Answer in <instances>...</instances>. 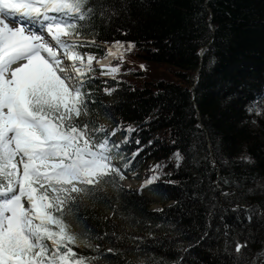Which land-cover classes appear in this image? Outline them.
I'll return each instance as SVG.
<instances>
[{
    "label": "trees",
    "instance_id": "trees-1",
    "mask_svg": "<svg viewBox=\"0 0 264 264\" xmlns=\"http://www.w3.org/2000/svg\"><path fill=\"white\" fill-rule=\"evenodd\" d=\"M90 2L95 42L80 49L111 50L118 72L91 82L85 120L133 127L163 172L141 195L109 183L84 201L66 219L102 239L73 251L93 264H264V0Z\"/></svg>",
    "mask_w": 264,
    "mask_h": 264
},
{
    "label": "snow or ice",
    "instance_id": "snow-or-ice-1",
    "mask_svg": "<svg viewBox=\"0 0 264 264\" xmlns=\"http://www.w3.org/2000/svg\"><path fill=\"white\" fill-rule=\"evenodd\" d=\"M93 15L90 0H0V264H93L72 246L99 250L102 237L74 232L66 219L124 178L109 137L95 135L106 129L84 119L91 96L82 77L95 58L85 63L79 36ZM69 67L75 77L61 75Z\"/></svg>",
    "mask_w": 264,
    "mask_h": 264
},
{
    "label": "rangeland",
    "instance_id": "rangeland-1",
    "mask_svg": "<svg viewBox=\"0 0 264 264\" xmlns=\"http://www.w3.org/2000/svg\"><path fill=\"white\" fill-rule=\"evenodd\" d=\"M140 68V71L143 70L142 67H139ZM219 95H222V93H217ZM143 147V145H142ZM145 150L143 149L142 150V153H141V164H140V167H143L137 176H131L129 178V180H127L125 183H124V186L127 187L130 191H134L135 193H139L140 192V187L144 184H146L145 182H143V179L145 176H151L152 178H156V179H152L154 180L153 183H155L156 181L155 180H158L159 179V173L162 171L163 172V169L161 167V169L157 166V162L156 161H152L151 159L148 158V155H145ZM171 162L173 161H178L177 159V155H173L171 157V159L169 160ZM214 167V166H213ZM150 179V178H149ZM149 179H147V181H149ZM217 187V186H216ZM163 194V193H161ZM223 194V193H222ZM221 194V195H222ZM224 195V194H223ZM168 207L169 205H165V207ZM163 207H161V205L159 203H156V205H153L150 210L151 211H156V210H159L161 211Z\"/></svg>",
    "mask_w": 264,
    "mask_h": 264
},
{
    "label": "water",
    "instance_id": "water-1",
    "mask_svg": "<svg viewBox=\"0 0 264 264\" xmlns=\"http://www.w3.org/2000/svg\"><path fill=\"white\" fill-rule=\"evenodd\" d=\"M207 47H208V45H206V46L201 50L200 54H202V52H203L204 50H206Z\"/></svg>",
    "mask_w": 264,
    "mask_h": 264
}]
</instances>
